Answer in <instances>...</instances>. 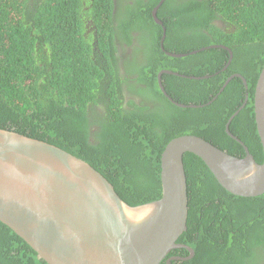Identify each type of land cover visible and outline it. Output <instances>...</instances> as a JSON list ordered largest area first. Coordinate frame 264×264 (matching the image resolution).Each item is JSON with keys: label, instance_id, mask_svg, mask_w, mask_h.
<instances>
[{"label": "trees", "instance_id": "obj_1", "mask_svg": "<svg viewBox=\"0 0 264 264\" xmlns=\"http://www.w3.org/2000/svg\"><path fill=\"white\" fill-rule=\"evenodd\" d=\"M84 1L0 0V128L75 154L136 206L161 198L160 158L174 138L197 135L244 157V148L225 127L248 93L230 130L262 163L253 98L264 66V0H166L158 11L166 32L152 15L161 0L127 6L128 20L118 26L110 14L112 3L86 0L92 7L86 11ZM88 16L95 21L91 31ZM133 33L146 49L145 60L123 71L117 54L127 50L118 47L119 41L132 47ZM211 45L233 51L228 69L222 71L230 60L226 50L192 54ZM162 70L186 76L163 75L174 101L205 106L181 108L164 96L157 81ZM236 73L247 79L249 89L234 78L221 92ZM184 165L189 218L179 243L191 245L197 255L183 264H263L264 195L230 194L193 154L185 155ZM214 214L219 216L213 220ZM203 215H209L201 229L206 234L193 240L192 225ZM212 222L235 228L214 227L208 234ZM0 264L47 263L0 222Z\"/></svg>", "mask_w": 264, "mask_h": 264}, {"label": "water", "instance_id": "obj_2", "mask_svg": "<svg viewBox=\"0 0 264 264\" xmlns=\"http://www.w3.org/2000/svg\"><path fill=\"white\" fill-rule=\"evenodd\" d=\"M165 1L161 0L152 12L164 32L158 11ZM165 39L164 35L162 41ZM208 49L230 51V63L233 60V51L224 45H211L192 54ZM165 73L159 75L161 91L185 108L163 87ZM234 78H240L249 89L247 79L239 73L232 75L225 86ZM248 101L247 94L244 105L226 125L228 135L245 148L244 157L234 156L197 135L174 138L160 158L161 198L136 206L127 203L101 172L75 154L0 128V222L47 264H171L180 259L170 257L172 252L184 247L193 255L191 248L179 243L188 230L189 218L186 154L200 158L230 194L243 198L264 195V66L253 98L262 163L230 131L232 121Z\"/></svg>", "mask_w": 264, "mask_h": 264}, {"label": "flooded vegetation", "instance_id": "obj_3", "mask_svg": "<svg viewBox=\"0 0 264 264\" xmlns=\"http://www.w3.org/2000/svg\"><path fill=\"white\" fill-rule=\"evenodd\" d=\"M98 2H99V4L100 5H102L101 4V2H100V0H97ZM106 1H108V3L110 2V3H112V4H110V6H112V8L110 9V14H112L113 15V18H114V20H113V24L115 25V26H118V23H119V25L120 24H122L123 22H124V20H128V17H127V9H126V7L127 6H132L133 8H135L136 7V4H137V2L138 1H142V0H106ZM144 1H148V0H144ZM83 4V6L85 7V10L86 11H88V10H90V9H92V7H90V6H88V4H87V1L85 0L84 1V3H82ZM153 12V11H152ZM85 22H86V26L88 27V29H89V31H91V30H94V29H96V26H95V21H94V19H93V17H86V19H85ZM120 35H121V33H120ZM137 35H138V33H133V36H135V38L133 39V46L132 47H130V46H128L127 44H125V42H123V41H119V45H118V47L120 48V49H122L123 47L127 50V52H123L124 50H118V54H117V56H118V59H119V62H121V65L120 66H122V70L124 71V68H131V66H132V64L134 65L135 63L137 64V66L140 64V62H143V60H145V51H146V49L143 47V45L142 44H140V43H138L137 42V39H136V37H137ZM162 44H164V42L162 41ZM127 48H126V47ZM227 51V50H226ZM233 53V52H232ZM229 54H230V51H229ZM230 56V60H229V62L227 63V65L222 69V71H224V70H226V68L228 69V67L230 66V61H231V55H229ZM233 57H234V54H233ZM163 71H165L166 73L165 74H170V73H168V72H171V73H174V74H170V75H175V74H178V73H175V72H173V71H171V70H162V71H160L159 72V74L157 75V81H158V85H159V88H160V90H161V87H160V82H159V75L163 72ZM164 75V74H163ZM163 75H162V78H161V81H162V85H163V87L165 88V90H166V92H167V90H168V88L166 87V81L165 80H163ZM179 76H182V77H186V76H183V75H180V74H178ZM234 75V74H233ZM175 76H177V75H175ZM188 77V76H187ZM191 79H194L193 77H190ZM196 79H198L199 77H195ZM230 78V77H229ZM228 78V79H229ZM227 79V80H228ZM227 80H226V82H227ZM226 82H225V84H226ZM165 83V84H164ZM225 84H224V86H223V88H225L226 89V87L230 84H228L227 86H225ZM222 88V89H223ZM221 89V90H222ZM137 90V89H136ZM162 92V91H161ZM163 93V92H162ZM168 93V92H167ZM248 94V93H247ZM169 95V94H168ZM249 95V94H248ZM165 96V95H164ZM170 96V95H169ZM247 96V95H246ZM172 98V97H171ZM173 99V98H172ZM174 100V99H173ZM176 102V101H175ZM176 103H178V102H176ZM178 104H180V103H178ZM211 104V103H210ZM182 106H184L185 108H193V106H196V105H193V104H191V105H186V104H181ZM205 106V105H204ZM204 106H196L195 108H201V107H204ZM178 107H180L179 105H178ZM245 108V107H244ZM230 120V119H229ZM229 122V121H228ZM227 125V124H226ZM231 131V130H230ZM225 132H226V127H225ZM232 133V132H231ZM226 134L228 135V133L226 132ZM233 134V133H232ZM234 135V134H233ZM229 136V135H228ZM235 136V135H234ZM230 137V136H229ZM235 137H237V136H235ZM231 138V137H230ZM238 138V137H237ZM233 139V138H232ZM240 139V138H239ZM234 140V139H233ZM241 140V139H240ZM236 141V140H235ZM242 141V140H241ZM237 142V141H236ZM243 142V141H242ZM239 143V142H238ZM244 143V142H243ZM240 144V143H239ZM245 144V143H244ZM241 145V144H240ZM246 145V144H245ZM242 146V145H241ZM247 146V145H246ZM243 147V146H242ZM248 147V146H247ZM244 148V147H243ZM249 148V147H248ZM250 150V149H249ZM228 152V151H227ZM251 152V151H250ZM243 154V153H242ZM242 154H239V157H242L241 155ZM246 155V151H245V148H244V156ZM220 202H222V201H220ZM208 204H210L211 205V203H208ZM208 216L209 215H207V218H208ZM217 216H219V214H214L213 215V220L214 219H216L217 218ZM207 218H206V216H199V219L197 218L196 219V222L192 225V229H193V231L191 232V234L195 237V238H192L193 240L195 239H197V237H199L200 235H202V234H206V233H204L203 232V230H201L202 228H205V226H204V221H206L207 220ZM193 219H195V218H193ZM206 219V220H205ZM199 220H201V222L199 221ZM223 225L221 224H217L216 222H212L209 226H208V228L207 229H205V231L206 232H208V234H210L212 231H213V229H214V227H218L220 230H228V229H234L235 227L234 226H232V225H228L227 226V228H224V229H221V227H222ZM230 227H233V228H230ZM187 232H188V230H187ZM232 232V234H233V230L231 231ZM223 234H225V231H223L222 232ZM235 233V232H234ZM218 239L215 237V238H212V241H214V242H216ZM188 241H190V240H188ZM222 244H224V241H222ZM182 245H184V246H186V247H189V248H191L193 251H194V254L192 255L191 254V252L187 249V248H180V249H178V250H175L174 252H172L173 254H175V253H177L178 252V255L179 256H171L170 255V257H176V258H180L179 260H173L172 262H171V264H174V263H178V264H183L184 262H191L193 259H195V257H196V251H195V249L191 246V245H189V244H187V243H182ZM164 264H167V262H164ZM188 264V263H187ZM263 264H264V261H263Z\"/></svg>", "mask_w": 264, "mask_h": 264}]
</instances>
